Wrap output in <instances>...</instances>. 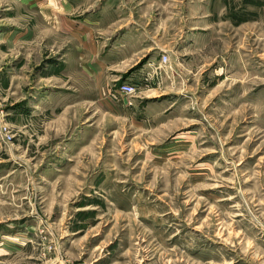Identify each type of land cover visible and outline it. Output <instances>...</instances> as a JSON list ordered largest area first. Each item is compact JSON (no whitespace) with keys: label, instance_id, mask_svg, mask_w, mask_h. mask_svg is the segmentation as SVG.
I'll use <instances>...</instances> for the list:
<instances>
[{"label":"rangeland","instance_id":"rangeland-1","mask_svg":"<svg viewBox=\"0 0 264 264\" xmlns=\"http://www.w3.org/2000/svg\"><path fill=\"white\" fill-rule=\"evenodd\" d=\"M0 264H264V0H0Z\"/></svg>","mask_w":264,"mask_h":264},{"label":"built area","instance_id":"built-area-1","mask_svg":"<svg viewBox=\"0 0 264 264\" xmlns=\"http://www.w3.org/2000/svg\"><path fill=\"white\" fill-rule=\"evenodd\" d=\"M168 61H169V56L167 54H162L159 62L162 64H166ZM135 89H136L135 85L127 82H121L118 87L119 92L122 93L123 95H131L135 92Z\"/></svg>","mask_w":264,"mask_h":264}]
</instances>
